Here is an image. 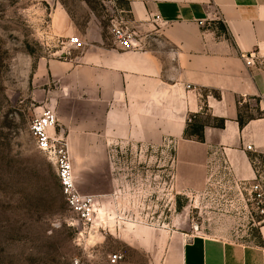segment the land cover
<instances>
[{
    "label": "rangeland",
    "instance_id": "1",
    "mask_svg": "<svg viewBox=\"0 0 264 264\" xmlns=\"http://www.w3.org/2000/svg\"><path fill=\"white\" fill-rule=\"evenodd\" d=\"M57 1L80 30L98 19L113 34L104 0H0V264H112L113 254L119 264H152L163 251L166 263L193 235L254 240L264 222V156L253 159L257 178L241 181L222 154L171 139L135 143L100 169L86 167L95 154L70 153L79 189L98 199L91 226L72 212L55 161L30 130L48 107L38 61L69 40L52 32ZM247 106L245 115L259 114Z\"/></svg>",
    "mask_w": 264,
    "mask_h": 264
},
{
    "label": "crops",
    "instance_id": "2",
    "mask_svg": "<svg viewBox=\"0 0 264 264\" xmlns=\"http://www.w3.org/2000/svg\"><path fill=\"white\" fill-rule=\"evenodd\" d=\"M105 1L127 11L137 47L122 48L98 19L80 30L57 1L52 32L87 45L40 58L34 75L48 93L46 106L57 111L56 133L69 153L87 160L95 154L86 167L100 169L110 154L134 152L135 143L171 139L222 154L238 180L257 178L253 159L264 156V0ZM245 105L259 114L242 127ZM190 116L205 122L204 141L186 138ZM182 244L176 261L164 263L163 251L152 264H264V222L248 243L193 235Z\"/></svg>",
    "mask_w": 264,
    "mask_h": 264
},
{
    "label": "built area",
    "instance_id": "3",
    "mask_svg": "<svg viewBox=\"0 0 264 264\" xmlns=\"http://www.w3.org/2000/svg\"><path fill=\"white\" fill-rule=\"evenodd\" d=\"M111 9L113 13L111 17V23L113 24L112 32L115 42L125 49L137 47V44L133 41L134 31L131 30L129 19L126 16L127 11L116 5L111 7ZM66 43L57 52L59 56L64 52L68 53L70 50L68 47L70 46L82 50L87 45L79 36L69 37ZM245 59L249 64L254 62V56H245ZM262 67L264 68V63ZM57 126L58 115L56 110L47 107L41 115L32 120L30 130L35 138L37 148L56 163L62 192L69 208L78 216L84 226H91L97 217V196L91 193H83L79 189L67 142L60 134L56 133ZM251 148L252 146L249 145L248 149ZM259 187V184L254 186L255 189ZM122 258L120 254L110 256L112 264H119Z\"/></svg>",
    "mask_w": 264,
    "mask_h": 264
},
{
    "label": "trees",
    "instance_id": "4",
    "mask_svg": "<svg viewBox=\"0 0 264 264\" xmlns=\"http://www.w3.org/2000/svg\"><path fill=\"white\" fill-rule=\"evenodd\" d=\"M243 112H240L239 114V123L242 127L247 123L248 119L253 118L252 115H245ZM197 118L198 116H190V120H188L187 123L185 136L186 138H194L198 141H204L205 122L199 121ZM213 124L216 127L223 128L225 125V120L222 118H214Z\"/></svg>",
    "mask_w": 264,
    "mask_h": 264
}]
</instances>
